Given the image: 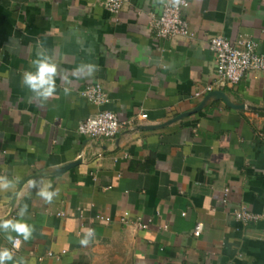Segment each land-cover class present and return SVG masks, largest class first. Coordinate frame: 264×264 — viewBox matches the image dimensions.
I'll return each instance as SVG.
<instances>
[{
    "label": "crops",
    "instance_id": "crops-1",
    "mask_svg": "<svg viewBox=\"0 0 264 264\" xmlns=\"http://www.w3.org/2000/svg\"><path fill=\"white\" fill-rule=\"evenodd\" d=\"M96 1L0 0V221L33 228L24 241L0 227V248L21 239L6 264H264V74L206 91L211 38L264 56V0H187L192 36L168 41L149 12L171 0H129L119 21ZM42 53L57 65L47 98L22 84ZM93 83L103 108L79 94ZM216 91L235 107L204 103ZM99 109L126 123L113 139L77 131ZM241 207L263 218L240 222Z\"/></svg>",
    "mask_w": 264,
    "mask_h": 264
},
{
    "label": "built area",
    "instance_id": "built-area-1",
    "mask_svg": "<svg viewBox=\"0 0 264 264\" xmlns=\"http://www.w3.org/2000/svg\"><path fill=\"white\" fill-rule=\"evenodd\" d=\"M129 0H97L96 3L111 16L119 21V14ZM189 7L187 0H171L162 5L159 12H149V26L153 37L160 41L176 40L189 38L192 36L189 22L184 12ZM209 48L215 57V80L211 86L206 88L207 92H211L216 88L225 86L238 85L246 74L250 72H260L264 74V56L258 55L256 52V44L248 39L240 37L235 44H231L227 38L218 36L211 38ZM80 96L85 98L90 104L98 108H103L109 102L106 89L98 84H88L80 92ZM201 93H197L196 97ZM142 118H147V114H143ZM126 125L121 122L117 114L111 110L99 109L95 114L89 116L85 121L80 123L77 128L78 133L89 139H113L121 129ZM102 155L99 154L98 157ZM83 159V155L79 156ZM228 190H226V196ZM224 202H227L225 198ZM236 220L249 224L257 222L262 215L254 213L241 207L235 211ZM128 213L122 217V223H127ZM99 220L111 223L110 218L103 216L98 217ZM148 222H137L140 229H148ZM203 232V224L197 223L193 236L198 238ZM20 248H13L11 252L16 253Z\"/></svg>",
    "mask_w": 264,
    "mask_h": 264
},
{
    "label": "clouds",
    "instance_id": "clouds-1",
    "mask_svg": "<svg viewBox=\"0 0 264 264\" xmlns=\"http://www.w3.org/2000/svg\"><path fill=\"white\" fill-rule=\"evenodd\" d=\"M34 66L37 67L35 73L25 72L23 74L22 84L30 87L31 90H40L38 95L45 98L51 97L55 93V76L57 73V65L50 58L43 53L41 58L35 60ZM12 187V181L8 180L7 177H0V190H7ZM45 186L44 190L40 191L38 195L44 197L47 200H51L55 195L54 192L47 191ZM26 211V206L20 212L23 215ZM0 227L4 229L11 228L18 234H22L23 240L27 241L32 234L33 228L26 222L13 221L11 219L0 221ZM7 240L13 245V248L18 249L21 246V239L19 236L13 237L11 234L7 235ZM81 243L87 244V240H82ZM13 259V253L8 248H0V264H6L7 261ZM22 264V262H21Z\"/></svg>",
    "mask_w": 264,
    "mask_h": 264
},
{
    "label": "water",
    "instance_id": "water-1",
    "mask_svg": "<svg viewBox=\"0 0 264 264\" xmlns=\"http://www.w3.org/2000/svg\"><path fill=\"white\" fill-rule=\"evenodd\" d=\"M211 98H216V99H224L230 106L232 107H235L233 106L226 98V96L222 93V92H213V93H209L204 101V103H207ZM243 108V107H241ZM192 113H187V114H184L182 115L181 117H187L189 115H191Z\"/></svg>",
    "mask_w": 264,
    "mask_h": 264
}]
</instances>
